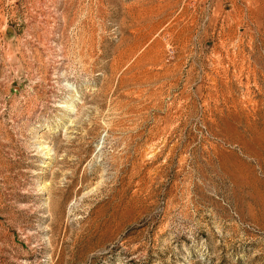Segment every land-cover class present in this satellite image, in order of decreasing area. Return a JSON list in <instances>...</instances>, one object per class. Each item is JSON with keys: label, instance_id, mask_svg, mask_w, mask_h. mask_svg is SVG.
Masks as SVG:
<instances>
[{"label": "rangeland", "instance_id": "rangeland-1", "mask_svg": "<svg viewBox=\"0 0 264 264\" xmlns=\"http://www.w3.org/2000/svg\"><path fill=\"white\" fill-rule=\"evenodd\" d=\"M0 264H264V0H0Z\"/></svg>", "mask_w": 264, "mask_h": 264}]
</instances>
